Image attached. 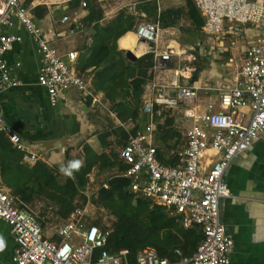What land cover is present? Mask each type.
<instances>
[{"label":"built area","instance_id":"obj_1","mask_svg":"<svg viewBox=\"0 0 264 264\" xmlns=\"http://www.w3.org/2000/svg\"><path fill=\"white\" fill-rule=\"evenodd\" d=\"M69 1L72 0H57L59 4ZM193 1L204 17L203 28L209 35L219 37L246 24L259 26L262 31L247 42L233 84L219 92V108L208 103L201 112L193 102L198 86L178 82L179 76L187 78L194 70V45L181 51L182 47L166 42V30L157 21L146 18L138 19L132 29L119 36L121 52L129 50L136 56L152 57L141 109L148 121L141 129L128 131L119 150L126 165L120 174L130 179L132 192L166 207L184 227L199 225L203 234L191 255H181L176 249L180 257L170 260L159 257L152 246H146L136 254L135 264H232L230 253L234 242L221 220L219 208L220 199L229 196L223 175L231 161L254 141H264V0ZM86 5V0H80L82 8ZM69 20L68 14L60 18L63 23ZM14 23L25 28L40 55L37 82L46 89L52 105L70 88L80 91L84 98L98 100L91 85L92 75L80 73L75 67L78 51L69 50L64 59L25 0H0V92L21 84L13 70L20 62L9 65L4 57L12 44L21 40L19 35L3 31V27ZM121 40L127 43L120 45ZM175 58L178 65L168 81V63ZM245 107L249 114L244 113ZM171 108H177L192 123L185 130V144L170 150L173 162L167 163L159 157L153 118L155 113ZM0 132L23 151L24 162L33 164L39 159V153L27 151L20 135L4 121L1 110ZM206 149L216 154L209 162L203 160ZM102 186L107 187V183ZM90 218L86 207L76 206L46 235L37 218L19 207L16 197L0 184V219L10 227L15 264H129L127 249L112 252L106 248L111 233L109 223L101 227Z\"/></svg>","mask_w":264,"mask_h":264},{"label":"crops","instance_id":"obj_2","mask_svg":"<svg viewBox=\"0 0 264 264\" xmlns=\"http://www.w3.org/2000/svg\"><path fill=\"white\" fill-rule=\"evenodd\" d=\"M73 1L59 4L57 0H25V4L30 7L47 38L51 40L64 59H67L69 50H77L79 53L82 50L81 45L91 41L88 30L83 29L81 22L87 14L86 7L80 6V0L78 6L75 7ZM98 1L101 2L104 11L101 21L107 23L116 16L117 13L114 14V12L117 8L111 7L109 0ZM136 4L129 7L128 12L125 11L135 17L138 15L140 19L157 21L159 25V11L168 9L158 3L157 15L154 18H148L143 11L136 8ZM63 14H68L70 20L61 22L60 18ZM203 25L196 30L187 19L185 26L178 20V25L161 27L166 30L164 33L166 42L182 47L181 51H185L187 45H194L196 48L192 52L195 54L196 61L195 65L193 64L192 74L187 78L179 76L178 82L198 86L197 98L193 102L199 112L204 111L208 103H213L215 109L219 108V92L233 84V76L242 63L243 50L247 42L262 31L259 26L246 24L215 37L206 33ZM3 31L21 37L20 41L14 42L11 48L4 53L9 65H14L16 61L20 62V66L13 70L16 78L21 82L20 85L7 87L0 92V110L4 121L20 135L27 151L39 153L38 160L53 167L56 175H72L76 163L78 166L84 164L85 145H89L97 154L110 155L108 148L112 140L120 144L119 150L124 145L122 141L125 140L119 134L121 127L128 132L136 126L137 129H141L148 121V116L141 110L142 107L139 116L145 114L147 121L143 122L141 118L133 120L130 117L121 120L116 110L113 107L110 108L111 103L105 99L104 93L100 90L93 89L98 98L94 102L90 97L84 98L77 89L70 88L60 95L56 105H52L48 101L46 89L37 82L41 59L29 34L19 23L3 27ZM203 35L211 40L205 39ZM118 38L116 48L120 51ZM207 40L215 43L216 47L226 44L223 48L228 52L226 59L217 62L215 59H219V55L213 54L208 57L211 58L208 63L203 60L202 64L199 63L201 60L197 61L196 53L202 54V48L208 49L210 41ZM124 43L127 42L123 40L120 45ZM122 53L125 55V52ZM135 53L138 52L135 51ZM149 56L152 64V57ZM138 57L140 56H136ZM177 65L176 58L168 63L170 69L167 76L168 81L171 79L172 70ZM148 70L146 81L150 77ZM140 98L142 102L143 93ZM105 110L109 112L112 123L110 121L104 123L99 119V111L104 112ZM243 111L249 114L247 107L243 108ZM166 116L170 118L167 126L170 127L172 134L167 145L157 136L159 125L165 124ZM153 119L156 124L154 140L160 148L159 157L164 162L172 163L173 157L170 150L185 144V130L192 122L183 117L177 108L155 113ZM215 157L216 154L212 149H206L203 160L209 162V159ZM118 159H120L119 153ZM115 170V168L114 170L104 169L106 173L111 174L118 172ZM95 172L97 174L100 170L93 167L88 173V180L90 179L91 182L96 180L94 179ZM223 180L229 189V196L220 199L219 208L221 220L234 242L230 253L231 263L264 264V141H254L244 152L235 157L227 167ZM37 220L40 222L38 217ZM45 228L43 227L45 234H51L52 231ZM14 246L9 225L0 219V264H15L12 260Z\"/></svg>","mask_w":264,"mask_h":264},{"label":"trees","instance_id":"obj_3","mask_svg":"<svg viewBox=\"0 0 264 264\" xmlns=\"http://www.w3.org/2000/svg\"><path fill=\"white\" fill-rule=\"evenodd\" d=\"M86 2L87 14L81 22L83 29L88 30L91 41L81 45L76 69L80 73L92 75V88L104 93L105 99L111 103L121 120L130 117L133 120L141 118L143 122L147 121L145 114L139 116L142 107L140 96L151 58L149 55H142L131 60L116 48L118 36L133 28L136 17L122 9L113 19L102 23L104 11L101 2ZM78 3L79 0L73 1L75 7ZM136 8L143 11L148 18H154L158 4L155 0H141L136 4ZM182 13L196 30L203 25L204 18L194 1L184 0L183 7L159 11L160 27L178 25ZM169 121L170 118L166 116L165 124L159 125L157 135L166 145L172 135L170 127L167 126ZM136 130L137 126L130 132ZM119 134L126 141L128 132L124 128H120ZM125 141H122V144H125ZM83 152L84 164L78 166L76 163L72 175L67 176L63 183H59L53 167L42 160L33 164L24 162L23 151L14 147L0 132V182L9 188L12 195L25 192L48 197L57 204V213L66 218L77 206L74 197L86 186L88 173L93 167L100 171L115 168V171L120 173L126 168L125 163L118 159L115 153L97 154L89 145L84 146ZM118 172L101 181L93 193L96 206L112 216L109 224L111 233L106 248L112 252L127 249L130 264H135L136 254L146 246H153L159 257L170 260L179 258L176 249L180 250L181 255H191L202 239L201 227H184L177 215L170 214L166 207L132 192L129 189L130 179ZM103 182L107 183V187L102 186ZM94 222L99 223L96 220ZM100 226L103 227L104 224Z\"/></svg>","mask_w":264,"mask_h":264},{"label":"rangeland","instance_id":"obj_4","mask_svg":"<svg viewBox=\"0 0 264 264\" xmlns=\"http://www.w3.org/2000/svg\"><path fill=\"white\" fill-rule=\"evenodd\" d=\"M138 1H141V0H109L110 2L109 4L111 7L117 8V11L114 12V14H116L119 11V9H124L128 12L129 7L134 6V4L138 3ZM158 3H160L162 7L164 6L168 8H176V7H180L181 5L184 6V0H159L157 4ZM179 17H180L179 23L185 26L187 24V17L185 16V14H181ZM136 19L138 20L140 19V17L136 15ZM203 36L205 39H210L206 35H203ZM210 40H207V41H210ZM214 44L215 43L210 41V44H208L207 50L205 48H202L201 49L202 54H199V52L198 54L196 53L197 61L201 60V62L199 63L202 64L203 63L202 60L208 63V60L211 59L208 57H211V55L213 54L219 55V59H215L217 62H222L224 59H226L228 52L227 50L226 51L223 50L226 44L222 47H216ZM195 62L196 61L194 60L192 65L193 64L195 65ZM110 108H112V106H110ZM108 114L109 112L107 110H105L104 112L99 111V119L104 123H108L109 121L110 123H112L111 118ZM119 148H120V144L112 140L110 142L108 151L111 155L115 153L118 158ZM110 174L111 173H106L104 170L97 172V174L95 172L94 179L96 180L91 182V180L89 179L88 180L89 182L86 184V186L79 193H77L74 197L75 204L77 206L86 207L91 215L90 220L91 221L96 220L99 222L98 224L100 225L101 224L103 225L105 223L110 224L112 221V216L107 211H105L103 208L96 206V203L94 202V199H93V192L96 191V189L99 186V183H101V181H104V179L108 177ZM67 176L68 174H59L57 175V180L59 181V183H63L65 179L67 178ZM0 184L2 183L0 182ZM9 193L11 194L12 192L9 190ZM13 196L16 197L17 205L21 208H25L26 210L30 211L34 216H36V218L38 217L43 227L44 228L47 227L45 229L52 231L53 226L57 225L63 219L57 213V204H55L54 201H52L51 199H49L48 197L44 195L39 196L34 193L27 194L24 192V193H19Z\"/></svg>","mask_w":264,"mask_h":264},{"label":"water","instance_id":"obj_5","mask_svg":"<svg viewBox=\"0 0 264 264\" xmlns=\"http://www.w3.org/2000/svg\"><path fill=\"white\" fill-rule=\"evenodd\" d=\"M125 56L128 59H131V60H135L136 59V55L134 53H132L131 51H129V50L125 52Z\"/></svg>","mask_w":264,"mask_h":264},{"label":"bare ground","instance_id":"obj_6","mask_svg":"<svg viewBox=\"0 0 264 264\" xmlns=\"http://www.w3.org/2000/svg\"><path fill=\"white\" fill-rule=\"evenodd\" d=\"M136 52H139V51H136Z\"/></svg>","mask_w":264,"mask_h":264}]
</instances>
